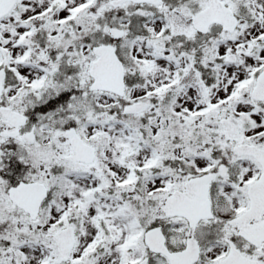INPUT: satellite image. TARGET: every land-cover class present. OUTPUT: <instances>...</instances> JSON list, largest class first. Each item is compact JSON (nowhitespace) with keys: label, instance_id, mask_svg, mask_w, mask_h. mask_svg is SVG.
I'll list each match as a JSON object with an SVG mask.
<instances>
[{"label":"snow or ice","instance_id":"obj_1","mask_svg":"<svg viewBox=\"0 0 264 264\" xmlns=\"http://www.w3.org/2000/svg\"><path fill=\"white\" fill-rule=\"evenodd\" d=\"M0 264H264V0H0Z\"/></svg>","mask_w":264,"mask_h":264}]
</instances>
